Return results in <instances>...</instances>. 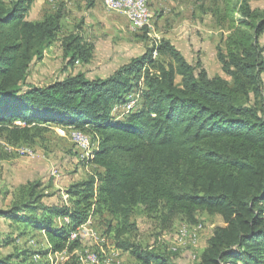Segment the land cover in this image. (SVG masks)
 I'll use <instances>...</instances> for the list:
<instances>
[{
	"label": "trees",
	"instance_id": "trees-1",
	"mask_svg": "<svg viewBox=\"0 0 264 264\" xmlns=\"http://www.w3.org/2000/svg\"><path fill=\"white\" fill-rule=\"evenodd\" d=\"M33 3L0 0L1 129L13 145L34 142L54 122L88 130L98 144L88 162L99 169L70 184L57 203L45 200L39 180L19 185L0 205V219L19 222V236L43 230L48 248L40 253L46 255L81 248L82 240L70 241L71 232L106 212L117 220L109 229L118 249L141 264H178L172 250L131 238L138 230L134 210L143 206L148 215L182 216L194 225L206 212L224 224L214 227L194 264H264V10L249 0H215L211 7L229 31L217 46L228 78L211 77L163 38L107 77L79 71L36 86L27 84L32 64L56 41L65 14L60 6L30 20ZM62 45L66 67L93 58L95 44L79 33ZM115 104L125 117L111 114ZM60 217L68 219L60 225ZM33 256L0 225V264H35ZM63 264L81 263L73 255Z\"/></svg>",
	"mask_w": 264,
	"mask_h": 264
},
{
	"label": "rangeland",
	"instance_id": "rangeland-1",
	"mask_svg": "<svg viewBox=\"0 0 264 264\" xmlns=\"http://www.w3.org/2000/svg\"><path fill=\"white\" fill-rule=\"evenodd\" d=\"M219 2L221 3V0ZM249 2L253 8L264 10V0H249ZM63 3L64 0H61L56 2V5L63 7ZM214 3L215 0H174V3H172V6L175 4L173 10L166 11L163 21L159 24L156 23V31L162 39L166 37L181 49L189 63L197 65L198 62H201L211 77L221 75L228 78L218 60L217 46L219 44L224 46L223 38L227 36L229 31L226 23L219 24L211 11ZM151 11L152 26L154 16L152 8ZM77 24L76 26L81 29L82 24L79 21ZM150 27L144 33L146 37L140 38L141 42L133 35V37L128 36L126 38L125 45L131 47V51L126 48L128 56L142 54L146 49V42L154 44L155 40H158L155 36L152 38L147 35ZM82 28L85 40L89 42L96 41L95 37L97 35L93 31L83 26ZM62 38L61 35L56 40L53 48L46 55V59L32 64L27 79L28 85L45 86L79 71L86 72L89 78L106 77L111 73L112 66L114 67V64L111 65V62L114 61L113 57L103 60L104 64L108 65L104 68H99L95 61L89 65L80 61L72 67H66L69 56L64 53L61 44ZM259 40L264 45L263 35ZM157 54L155 53V56ZM118 61L120 62L121 59H118ZM110 65L111 68H109ZM181 79V76H178L177 80L179 82ZM117 104L113 106L111 114L121 119L126 116V111L121 107H117ZM17 123L24 125V122L21 121ZM43 127L45 128L42 130V135L37 137L34 142L13 145L7 139V132L2 130L0 126V205L10 202L13 196L12 193L20 184L34 180L42 182V189L47 194L45 200L48 203H57L63 199V195L67 198L64 193L70 184L85 179L99 169L93 163L88 162L90 158L88 156L92 150L94 151L98 147L94 135L90 131L55 122ZM76 130L84 133L87 141L77 140L74 136ZM23 150L27 151L24 152ZM54 170H57V173H54ZM198 220L199 222L195 225L188 223L182 216H178L172 221L164 220L161 212L148 215L144 207L140 206L132 214V221L137 224L138 230L131 235V238L144 247H155L167 252L172 250L173 253L169 255L178 264H194L214 227L224 224L220 215H210L206 212H200ZM116 223L117 220L106 212L96 215L93 224L90 225V232L94 236L89 235L83 238L82 246L84 244L90 245V243L96 244L95 242L105 237L109 254L120 250V254L116 258L118 261L116 264H141L130 251L117 248L114 231L109 229L110 225L114 226ZM186 227H188V231L181 240L180 233ZM194 233L197 234L195 241ZM43 234L42 232L33 236L36 240L33 245L28 243L29 236L16 241V244L22 249L29 248L31 252H34L33 260L35 264H63L71 259L74 251L72 253L64 251L53 255L41 254V250L48 248L46 237ZM12 247L11 245L2 250L7 253L12 251ZM173 248H176V250ZM36 255L38 258L35 257Z\"/></svg>",
	"mask_w": 264,
	"mask_h": 264
},
{
	"label": "crops",
	"instance_id": "crops-1",
	"mask_svg": "<svg viewBox=\"0 0 264 264\" xmlns=\"http://www.w3.org/2000/svg\"><path fill=\"white\" fill-rule=\"evenodd\" d=\"M60 1L61 0H59V2ZM147 1H149L148 3L151 5V8L154 13L152 26L150 27V30H148L147 35L148 36L150 35L152 38H154L155 36L158 40H161L162 39L161 36L156 31V23L158 22L159 24V22L163 21L164 17L166 16V11L168 12L169 10L170 11L173 10L175 4L172 6V3H174V0H147ZM59 7L60 6L56 5V2H53L51 0H34V3L28 13V19L33 21L42 20L47 15L56 12L59 9ZM63 11L65 16L62 20V26L60 31L58 32V37L56 40H58L61 37V35L64 38L70 35L71 33H80L83 36L82 26L86 29H89L90 31H93V33L97 35L95 37L96 41L93 42L95 44V51L93 55V58L95 60L92 58V60L89 63H87V65L95 61L97 62L99 68L108 67L107 64H104L103 60L105 58L113 57L114 61L111 62V65L114 64V67L112 66V71L109 74L111 75L121 66L129 63L132 58L137 57L131 55L128 56L129 54H127L126 48H128L131 51V47L129 48L128 45H125L126 38L128 36L129 37L135 36L141 42L140 38L143 39V34L146 31L134 30L132 28L131 21L128 15L125 13V11L107 9L103 4V0H64ZM83 19H84V23H83ZM78 21L82 24L81 29L80 27L76 26L78 25L77 24ZM141 33H143L142 36ZM262 35L264 36V33ZM63 38L61 39V44L63 42ZM55 42L56 41H54V43ZM53 44L50 47H48V49L45 51V55L42 60L46 59V55L53 48ZM153 46L154 44H152L151 42H146L145 44V48L153 47ZM179 50L182 52L181 49ZM145 51H143L142 54ZM126 56L128 57L126 58ZM157 56L158 54L156 55V57ZM118 59H121V61L119 62ZM122 59H126V60H122ZM76 63H79V61ZM111 65L109 68H111ZM64 194H66V192ZM63 199H65L64 195H63ZM94 217L95 216H93L91 219L92 224L94 222ZM56 221L58 224L61 225L65 221H67V219L60 217L59 220L57 218ZM0 225L2 232L5 234L13 235L16 238V241H20L23 239L24 236H19L21 231L20 230L21 226L19 222L13 221L11 219L1 218ZM28 231L31 232L30 234L31 236H29V242H28L29 245H33L36 242L35 238H33L35 234L42 232L44 233L43 230L41 232V230L39 229H31V231L30 230ZM43 236L46 237L45 234H43ZM46 245L48 247L47 239H46ZM118 251L120 252V250Z\"/></svg>",
	"mask_w": 264,
	"mask_h": 264
},
{
	"label": "built area",
	"instance_id": "built-area-1",
	"mask_svg": "<svg viewBox=\"0 0 264 264\" xmlns=\"http://www.w3.org/2000/svg\"><path fill=\"white\" fill-rule=\"evenodd\" d=\"M114 2V0H112ZM144 3L145 0H127V7L129 9L130 16H132V19L135 22H142L146 18L149 17L148 14L145 13L144 11ZM143 86H141L142 88ZM135 103V102H134ZM134 106V104L132 105ZM76 136H81L79 133H76ZM56 173V171H54ZM66 219H68L66 217ZM91 219L87 221V223L83 224L81 227H79L77 230H74L70 234V241H74L76 239H80L83 241V238L88 237L89 235H93L91 231ZM188 227L184 228L181 233H180V239L182 240L184 236H186V233L188 231ZM195 237L194 241L197 238V234H193ZM94 236V235H93ZM96 244H84L81 248H77L74 250V255L78 257L80 260L81 264H116L117 261V256L120 254L119 251L114 252L113 254H109L107 251V240L106 238H102L100 241L95 242ZM93 245V246H92ZM96 245V246H95ZM176 250V248H173ZM61 252H56V253H50L52 254H58ZM195 256V255H194ZM35 257L38 258L36 255Z\"/></svg>",
	"mask_w": 264,
	"mask_h": 264
},
{
	"label": "bare ground",
	"instance_id": "bare-ground-1",
	"mask_svg": "<svg viewBox=\"0 0 264 264\" xmlns=\"http://www.w3.org/2000/svg\"><path fill=\"white\" fill-rule=\"evenodd\" d=\"M51 1H53V2H59V0H51ZM145 2L146 3H144V11H145L146 14L149 15V17L146 18L142 22H135L132 19V16H130L129 9L127 7V0H114V2L112 0H103V4L105 5V7L107 9H110V10H123V11H125V13L128 15V17H129V19L131 21L132 28L134 30H144L145 28H148V27L151 26V16H152L151 7H150V4L148 3L147 0H145ZM132 104H133V101L131 102V105ZM76 133H79L81 136H76ZM74 136L79 141L86 140V138H87V137H85L84 133H82L80 131H77V130L74 132ZM84 146H86V145H84ZM23 151L26 152L27 150H23ZM54 171H56V173H57V170H54ZM65 199H66V197H65Z\"/></svg>",
	"mask_w": 264,
	"mask_h": 264
}]
</instances>
